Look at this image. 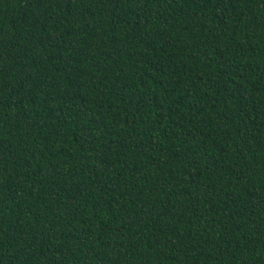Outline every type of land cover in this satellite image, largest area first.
Returning a JSON list of instances; mask_svg holds the SVG:
<instances>
[{
  "label": "trees",
  "instance_id": "trees-1",
  "mask_svg": "<svg viewBox=\"0 0 264 264\" xmlns=\"http://www.w3.org/2000/svg\"><path fill=\"white\" fill-rule=\"evenodd\" d=\"M0 264H264V0H0Z\"/></svg>",
  "mask_w": 264,
  "mask_h": 264
}]
</instances>
